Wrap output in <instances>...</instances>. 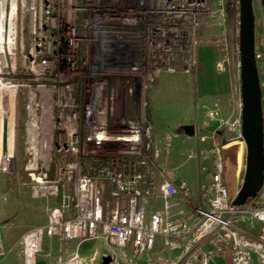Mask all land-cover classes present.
I'll return each instance as SVG.
<instances>
[{
	"label": "built area",
	"instance_id": "built-area-1",
	"mask_svg": "<svg viewBox=\"0 0 264 264\" xmlns=\"http://www.w3.org/2000/svg\"><path fill=\"white\" fill-rule=\"evenodd\" d=\"M236 16L240 0H0V102L12 92L15 104L23 98L25 172L35 198H58L47 223L23 235L24 264H36L47 236L78 247L103 238L101 264H211L225 252L233 264H264V182L257 198L236 205L242 180L230 193L225 147L216 141L227 128L228 142L246 147L241 116L223 119L217 103L202 106L210 128L201 141L211 143L189 154L209 164L196 195L159 166V143L172 147L175 134L157 142L148 117L158 74L179 56L187 72L196 68V35L207 20L223 28L222 48L238 59L241 93ZM255 59L264 115V37ZM5 159L0 171L9 170ZM182 205L188 210L175 214ZM8 254L0 233V263Z\"/></svg>",
	"mask_w": 264,
	"mask_h": 264
},
{
	"label": "rangeland",
	"instance_id": "rangeland-1",
	"mask_svg": "<svg viewBox=\"0 0 264 264\" xmlns=\"http://www.w3.org/2000/svg\"><path fill=\"white\" fill-rule=\"evenodd\" d=\"M262 1L264 3V0ZM259 5V0H254L256 38L258 39L264 37V23L260 18ZM239 21L240 18L236 16L233 20L232 30L230 29L232 42L234 44L238 42L240 43ZM222 30V27L208 20L203 23L199 33L196 35V68L194 70L191 69L187 72L186 61L184 62L182 56H179L175 63H173L171 70H164L158 74H163L162 79L165 80L164 89L166 91V105L169 104L172 108H178L181 110L188 105L190 92L192 93V109L194 117L189 123L192 125L188 126H193L194 130L196 129L200 132H208V128H210L206 127L205 124V114L202 107L205 104L210 105L212 103H217L221 110V118L223 119H237L241 116V93L240 85L238 83L239 73L236 68L238 59L236 56L232 58L230 54L222 48L220 39ZM155 80L152 83V87L157 85V78ZM153 91L157 94L159 92L157 89ZM14 107V158L11 159V165L9 166L8 171H0V177H4L9 186L18 185L20 187H29L32 196L35 198V182L25 172V166L28 164L30 156L28 146L25 143H22L28 137L26 130V108L21 96H19ZM2 112L5 116H8L9 102H4L2 105ZM232 138H234V134L227 128L221 129L220 135L216 138L218 143L228 145L229 147V149H226L223 152V155L225 165L224 182L230 193H233L238 181V159L241 148L236 141L228 142ZM194 163L195 161L193 160L188 161L183 165V168L177 170V174L185 176L188 182L191 183V186L196 189L198 186V176L195 171L196 168H194V172L190 175ZM186 172H188L189 175ZM242 176L243 172L241 180ZM50 198L52 197L47 199L44 198V200ZM107 198L109 197L107 196ZM57 204L58 203L55 205ZM154 204L158 206V208L162 205L159 201H155ZM53 205V203L47 204L46 209L44 206V210H46L47 213V221L50 208ZM148 211H150V209H148ZM75 248L76 253L72 257V259H74V264L75 262L76 264H101L103 255L108 250V246L103 238L86 241L80 247L76 244ZM42 249L43 247H41L40 253L36 257V261L38 256L42 253ZM211 264H233L232 255L228 252L216 254L212 259Z\"/></svg>",
	"mask_w": 264,
	"mask_h": 264
},
{
	"label": "crops",
	"instance_id": "crops-1",
	"mask_svg": "<svg viewBox=\"0 0 264 264\" xmlns=\"http://www.w3.org/2000/svg\"><path fill=\"white\" fill-rule=\"evenodd\" d=\"M162 77L163 74L157 76V85L153 86L147 94L148 117L153 125L157 142H160L169 134H175V139L170 148L164 147L162 142L161 144L159 143L158 164L161 168H164L168 179L179 184L183 180L187 183L189 182L185 176L177 174V170L183 168V165L188 161H195L190 175L194 172V168H196L198 186L196 189L191 186V183H189V186L192 193L196 195L201 180L206 178L204 172H201V167H209V164L191 159L189 158V154L198 148H209L210 144L208 142L203 143L201 141V137L206 136L207 132H200L195 129L193 134H188L184 131L185 126L192 125L189 123L194 117L192 109L193 95L190 92L188 105L181 110L172 108L169 104L166 105L165 80ZM155 89L159 90L158 94L153 91ZM223 146L225 147L224 151L229 149L228 145ZM186 173L188 174V172ZM157 201L162 203V205L160 204L161 206L158 208L154 204L155 207L162 209L163 202L161 200ZM49 203L55 205L58 203V198L52 197L48 200L34 198L29 187L9 186L7 180L4 177H0V233L3 243L9 252L7 258L0 264H24L22 237L29 229L47 223V213L44 210V206L46 209ZM148 209L147 212L150 214L153 209L152 207ZM179 209L188 210L182 205L175 210V214ZM253 225L258 226L257 223H253ZM76 244H78L76 241L66 242L58 237L47 236L43 241L42 253L38 256L36 264H69L76 253Z\"/></svg>",
	"mask_w": 264,
	"mask_h": 264
},
{
	"label": "water",
	"instance_id": "water-1",
	"mask_svg": "<svg viewBox=\"0 0 264 264\" xmlns=\"http://www.w3.org/2000/svg\"><path fill=\"white\" fill-rule=\"evenodd\" d=\"M256 18L254 0H240V53L242 135L238 159V183L242 184L234 203L245 205L258 196L264 182V115L260 75L255 59ZM184 131L193 134V126ZM102 264H109L104 258Z\"/></svg>",
	"mask_w": 264,
	"mask_h": 264
},
{
	"label": "bare ground",
	"instance_id": "bare-ground-1",
	"mask_svg": "<svg viewBox=\"0 0 264 264\" xmlns=\"http://www.w3.org/2000/svg\"><path fill=\"white\" fill-rule=\"evenodd\" d=\"M2 103L0 102V162L14 158V133H15V98L12 92L9 98L8 116L2 112Z\"/></svg>",
	"mask_w": 264,
	"mask_h": 264
}]
</instances>
